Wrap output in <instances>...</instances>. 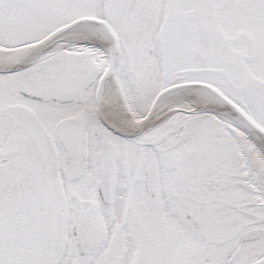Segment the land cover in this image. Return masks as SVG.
Listing matches in <instances>:
<instances>
[{
    "label": "snow or ice",
    "instance_id": "snow-or-ice-1",
    "mask_svg": "<svg viewBox=\"0 0 264 264\" xmlns=\"http://www.w3.org/2000/svg\"><path fill=\"white\" fill-rule=\"evenodd\" d=\"M0 264H264V0H0Z\"/></svg>",
    "mask_w": 264,
    "mask_h": 264
}]
</instances>
